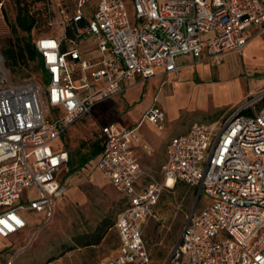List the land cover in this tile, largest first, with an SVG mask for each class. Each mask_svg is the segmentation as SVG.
<instances>
[{"label": "built area", "instance_id": "2783aa9c", "mask_svg": "<svg viewBox=\"0 0 264 264\" xmlns=\"http://www.w3.org/2000/svg\"><path fill=\"white\" fill-rule=\"evenodd\" d=\"M48 10L59 35L36 40L41 81H12L0 51V237L28 230L23 212L54 215L69 164L59 139L103 101L121 95L134 79L180 71L177 58L221 64L243 53L253 32H264V0H56ZM0 3V9L2 7ZM72 5V10L70 7ZM56 14L64 17L55 19ZM70 30L73 36H70ZM92 41L95 47L82 50ZM264 92L245 101L220 126L193 123L167 145L161 180L148 174L131 145L137 128H102L97 164L124 195L114 228L117 254L99 264H152L144 239L165 190L183 183L208 204L188 217L164 264H264ZM144 119L163 128L157 103ZM138 183H142L138 188ZM36 194L27 198L25 192ZM20 221L21 223H17Z\"/></svg>", "mask_w": 264, "mask_h": 264}, {"label": "rangeland", "instance_id": "374dc122", "mask_svg": "<svg viewBox=\"0 0 264 264\" xmlns=\"http://www.w3.org/2000/svg\"><path fill=\"white\" fill-rule=\"evenodd\" d=\"M0 3L3 4L0 9V51L11 42L21 56L20 64L15 70L8 68L12 81H41L43 71L32 45L41 36L59 35L60 32L50 25L49 16L48 25L43 26L40 23L31 33L21 29L20 23L28 22L30 14H39L42 17L44 11L48 12L49 8H52V1L0 0ZM60 17L64 16H54L57 20ZM251 34L252 37L242 54L237 51L223 54V62L218 66L216 75L220 84L227 80L242 83V96L236 84L233 88L220 92L217 88L208 87L203 82L206 78L200 71L198 74L201 77L199 76L195 85L197 87L186 82L179 74L170 75L167 77L168 83L160 89L159 98L168 119L178 112L180 120L168 129L167 119L166 130L162 134L168 133L170 137L179 133L185 134L195 122L212 128L220 126L239 105L264 92V32ZM94 47L95 43L92 41L81 46L82 50ZM151 81L152 79L140 81L134 85L142 87L145 101L154 97L161 83V79L154 81L153 85ZM127 94L112 97L104 102L115 101ZM262 104L263 101L258 102L256 106ZM100 125L95 121H86L84 126L72 135L73 139H69L75 171L80 167L84 168L76 171L73 182L70 183L69 177L65 178L66 192L57 200L53 218L44 223V226H36L42 224L38 214L27 212V217L35 225L26 230L28 240L25 244L13 242L10 250L7 249L10 256L5 261H9L8 264H99L103 259L117 254L119 237L114 223L122 208L124 195L114 189L91 163L79 165L80 157L89 154L90 146L97 141ZM151 156V166H147V171L160 181L162 166L165 163L164 149L155 153L152 151ZM141 184L138 183L137 187ZM25 194L29 198L36 194V191L28 189ZM207 204L208 198L204 193L197 199L196 189L183 183L163 192L156 206V217L150 220L144 233L152 264L166 262L178 243L193 208L199 211ZM94 241L96 242L93 243Z\"/></svg>", "mask_w": 264, "mask_h": 264}, {"label": "crops", "instance_id": "0c3cea01", "mask_svg": "<svg viewBox=\"0 0 264 264\" xmlns=\"http://www.w3.org/2000/svg\"><path fill=\"white\" fill-rule=\"evenodd\" d=\"M222 62L223 61L221 60L220 65H222ZM177 65L180 67V71L178 74L182 76L186 80V82H190L193 87H197L195 85L197 79L201 77L198 74V71H200L205 76L206 80H204L203 82L206 83L208 87L217 88V90L220 92L227 89H231L236 84L237 85L236 88L241 93L240 94L241 96L244 92L243 84L237 80H234V82L232 80H227L223 84L218 83L216 80L217 78L216 75L218 73L219 68L218 66H215L212 62L198 60L194 58L192 55H185L177 58ZM160 79H161L160 86L153 98L150 97L151 99L145 101V99L143 98L144 93L142 94V87L134 86L135 83L141 81L140 78H136L127 85V90L121 94L123 95L125 93L126 94L128 93L126 96H124L123 98L116 99L115 101L101 102L92 109L91 115H86L81 117L75 124H73L66 131V133L59 139L58 142L59 149L68 152L69 155L68 167L66 168L64 173L60 176V181L61 183H63L64 186L67 185L65 183L66 177L70 178V183H71L74 180V174L76 173V171H80L84 168V167H80L78 170L75 171L76 168L74 167L75 163L73 161V156H71V152H70L71 146L69 139L70 140L73 139L72 135L77 132L78 128L84 126V123L86 121L87 122L95 121L101 125L99 126V135L97 141L90 146L89 154H86L84 156L82 155L80 157L79 159L80 166H85L88 163H91L92 166H94L95 168L97 167L98 161L104 152V137L102 134V128L109 125H115L119 131H124L130 128H137L136 139L133 141L131 148L136 158L138 159L139 163L146 170L148 174H151L147 171V166H151L152 151L155 153L156 151H160L161 149H164L165 160H166L168 143L172 138L182 134L179 133L173 137H170L168 133L162 134V132L166 130L167 127L166 123L168 119V114L164 109V107L162 106L159 98V92L162 87L164 78L163 77L153 78L151 81V85H153L154 81ZM156 103L160 105L166 113V120L162 129H159L158 127L154 126L153 124L149 123L144 119V116L147 113V111ZM241 105H239V107ZM168 120H169L168 129H170V127H174L176 124L179 123L180 120L179 113L177 112L174 116H172ZM96 146H99L101 148L100 153L95 158L89 160L88 162L82 165L81 161L84 158L88 157L91 154L92 150L96 148ZM102 176L104 177L103 174ZM26 214L27 212H23V216L30 222V226H34L35 224L33 223V221H31V219L27 217ZM38 215L43 220V215L41 214ZM27 234L28 233L25 230L7 239H3L0 237V264H8L9 261L6 262L5 259L8 256H10V254H8V251L10 250L9 248L12 247L13 242L25 244L28 240L26 236Z\"/></svg>", "mask_w": 264, "mask_h": 264}, {"label": "trees", "instance_id": "16d2710c", "mask_svg": "<svg viewBox=\"0 0 264 264\" xmlns=\"http://www.w3.org/2000/svg\"><path fill=\"white\" fill-rule=\"evenodd\" d=\"M27 12L30 14L28 9H27ZM47 17H48L47 10L43 12L42 17L39 16V14H36V15L30 14V15H28V22L29 23L25 22V21L21 22L20 27H21V29L31 33L32 29L35 28L38 24L40 25V23H42L41 25H43V26L48 25ZM27 23H28V27H27ZM70 36L71 37L73 36L71 30H70ZM32 50H33L34 54L36 56H38V58L40 59L39 53L36 49V42L32 45ZM1 53L5 59V63H6L7 68H9L10 70H15L19 66L21 56H20V53L18 52V50L16 49V47L11 42H10V44L4 46ZM40 63H41L43 74H45V72L43 70V65H42L41 59H40ZM263 104H264V101H263ZM100 151H101V148L99 146H96V148H94V150H92L91 154L81 161V164L83 165L86 162H88L89 160L95 158L100 153ZM178 185L179 184H177L176 186H178ZM122 204H123V201H122ZM114 225H115V223H114ZM95 242L96 241H94L93 243H95ZM86 245H89V244H86Z\"/></svg>", "mask_w": 264, "mask_h": 264}, {"label": "water", "instance_id": "95a60500", "mask_svg": "<svg viewBox=\"0 0 264 264\" xmlns=\"http://www.w3.org/2000/svg\"><path fill=\"white\" fill-rule=\"evenodd\" d=\"M194 209H195V207L193 208V210H194ZM193 210H192V212H193ZM192 212H191V214H192ZM169 258H170V256L168 257V259H169ZM168 259H167V260H168Z\"/></svg>", "mask_w": 264, "mask_h": 264}, {"label": "snow or ice", "instance_id": "6c2138e0", "mask_svg": "<svg viewBox=\"0 0 264 264\" xmlns=\"http://www.w3.org/2000/svg\"><path fill=\"white\" fill-rule=\"evenodd\" d=\"M0 223H2V222H0ZM17 223L19 224V223H21L20 221H17Z\"/></svg>", "mask_w": 264, "mask_h": 264}]
</instances>
